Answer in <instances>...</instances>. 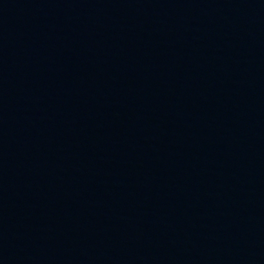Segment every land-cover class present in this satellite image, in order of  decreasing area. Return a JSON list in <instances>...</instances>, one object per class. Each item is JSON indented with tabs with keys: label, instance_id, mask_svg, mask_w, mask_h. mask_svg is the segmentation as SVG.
<instances>
[{
	"label": "water",
	"instance_id": "obj_1",
	"mask_svg": "<svg viewBox=\"0 0 264 264\" xmlns=\"http://www.w3.org/2000/svg\"><path fill=\"white\" fill-rule=\"evenodd\" d=\"M0 264H264V0H0Z\"/></svg>",
	"mask_w": 264,
	"mask_h": 264
}]
</instances>
